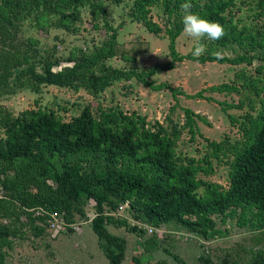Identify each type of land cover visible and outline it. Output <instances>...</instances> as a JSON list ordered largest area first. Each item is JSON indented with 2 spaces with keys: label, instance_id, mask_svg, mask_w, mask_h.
<instances>
[{
  "label": "trees",
  "instance_id": "16d2710c",
  "mask_svg": "<svg viewBox=\"0 0 264 264\" xmlns=\"http://www.w3.org/2000/svg\"><path fill=\"white\" fill-rule=\"evenodd\" d=\"M184 2L0 0V98L24 90L38 95L42 88L53 86L84 90L98 99L119 81L135 80L156 89L153 76L173 69L184 58L246 67L257 61L253 72L241 71L230 84L217 88L239 96V102L230 107L246 108L237 118L229 116L238 138L208 141L200 159L181 158L176 151L184 127L195 133L189 110L184 126L179 127L171 121L149 126L145 117L119 108L93 111L86 105L64 121L53 109L37 107L14 114L0 106V264H6L15 240L48 235L47 216H34L35 210L65 212L67 223H76L86 217L89 200L95 202L98 214L90 224L109 264H122L126 241L107 227L127 225L128 220L106 213L124 204L135 223L155 229L172 223L205 241L225 234L216 228L217 219H236L240 227L256 233L254 247L246 251L248 258L234 260L226 253L214 262L202 253L198 263L264 264V0H190L192 11L224 28L220 40L202 42L215 49L232 48V59H218L211 51L199 58L177 53ZM107 5L121 7L126 19L148 33H164L171 61L138 70L135 58L121 54L132 67L111 66L109 61L118 55L119 29L113 27ZM153 10L161 14V24L153 20ZM244 11L246 17L240 15ZM84 19L92 31L103 27L105 39L97 43L92 39V45L67 55H60L57 46L49 48L38 37L26 35L30 30L47 34L52 29L76 35ZM212 160L228 167L225 188L199 177L213 174ZM22 216L25 222L20 221ZM3 219L9 222L4 224ZM130 229L144 233L135 224Z\"/></svg>",
  "mask_w": 264,
  "mask_h": 264
},
{
  "label": "rangeland",
  "instance_id": "374dc122",
  "mask_svg": "<svg viewBox=\"0 0 264 264\" xmlns=\"http://www.w3.org/2000/svg\"><path fill=\"white\" fill-rule=\"evenodd\" d=\"M111 15V23L118 28L117 57L109 61L116 68H131L132 64L121 59L135 58L134 65L138 70L159 64L164 65L171 61L169 42L164 33L153 35L148 33L140 24L131 23L125 17L121 7L107 5ZM153 20L161 24L163 18L157 10L151 12ZM246 17L247 12L240 14ZM123 24L122 28L119 25ZM26 35L38 37L41 43L49 48L57 46L60 55H67L75 48H86L90 42H100L105 39L103 27L92 31L87 20L84 19L76 35H67L58 29H52L47 34L28 31ZM58 37L56 40L55 37ZM60 40H63L61 43ZM197 41L187 37L182 32L176 39L175 49L180 56L191 54ZM206 45V44H205ZM206 52H219L221 57L232 59L235 56L232 48L215 49L206 45ZM120 56V57H119ZM61 66L67 63H61ZM257 61L252 66L231 65L227 62H205L184 58L175 62L174 68L153 76L154 86L138 84L135 80L119 81L106 89L98 99L93 98L84 90L74 92L53 86L42 88L38 95L29 91H18L16 94L0 98V106L14 114L32 109H53L64 121L77 116L86 105L93 111L98 108H119L124 113L135 112L145 117L149 126L156 122L168 125L169 122L183 127L186 122L185 111L191 112L195 122V133L192 135L189 128L184 127L180 140L177 143V155L181 158L191 157L200 159L207 152L208 141H221L225 137L238 138L237 126L231 124L229 116L237 118L246 108L238 110L230 107L239 102L236 93L221 92L217 88L230 84L241 71L253 72ZM56 69H60L56 67ZM200 94L198 97H192ZM37 102V103H36ZM213 174L199 177L224 188L228 181V167L223 163L212 160ZM85 206V211H90ZM93 210V209H91ZM91 212V211H90ZM127 218V225L108 226V231L126 241L125 258L122 264H179L174 256L186 264H199L198 256L209 254L214 262L231 255L234 260L248 258L246 251L254 247L256 233L248 228H242L236 219H227L225 222L217 219V229L225 232L210 241H205L196 234L174 224H167L158 229V232H133L131 227L136 223L123 211L121 215ZM81 220L77 221L79 224ZM138 226V225H137ZM150 228L152 226L144 225ZM43 238L32 236L23 240H15L11 250L8 251L6 264H109L103 251L99 247L98 238L92 230L91 224H82L78 230H65L51 237V232ZM264 244V243H263Z\"/></svg>",
  "mask_w": 264,
  "mask_h": 264
},
{
  "label": "clouds",
  "instance_id": "9594fccd",
  "mask_svg": "<svg viewBox=\"0 0 264 264\" xmlns=\"http://www.w3.org/2000/svg\"><path fill=\"white\" fill-rule=\"evenodd\" d=\"M182 9V24L183 32L187 37L193 38L197 41L191 55L199 58L206 53V45L202 41L211 40L217 41L224 36V28L221 24L215 21L203 18L200 14L192 11V4L190 0H185L181 4ZM217 58H221L219 52L216 53Z\"/></svg>",
  "mask_w": 264,
  "mask_h": 264
},
{
  "label": "built area",
  "instance_id": "2783aa9c",
  "mask_svg": "<svg viewBox=\"0 0 264 264\" xmlns=\"http://www.w3.org/2000/svg\"><path fill=\"white\" fill-rule=\"evenodd\" d=\"M95 206H96L95 202L92 200H89L87 208L91 212L86 210V213H85L86 217L82 218L79 224L67 223L66 218H65L66 217L65 212L54 211L51 213H47L43 209H37L34 211L35 213L34 216L46 215L47 216V220H46L47 232L48 231L51 232V237H55L57 234H59L62 231H65L67 228H70L71 230H78L82 224H90L92 220L95 219L98 215L95 211ZM126 208H127V204L121 205L116 209V211H113L111 213H106V215L114 216L116 218H124L123 214L121 215V213L123 211L125 212ZM20 221L25 222L26 221L25 217L22 216ZM1 222L6 224L9 222V220L3 219L1 220ZM136 225H138V227L140 228L143 224H140L139 222H137ZM143 228L146 229L149 233L158 232V229L150 228L144 225H143Z\"/></svg>",
  "mask_w": 264,
  "mask_h": 264
}]
</instances>
